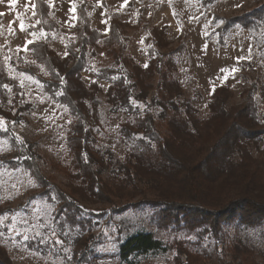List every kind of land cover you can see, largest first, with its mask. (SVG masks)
I'll return each instance as SVG.
<instances>
[{
  "label": "trees",
  "instance_id": "trees-1",
  "mask_svg": "<svg viewBox=\"0 0 264 264\" xmlns=\"http://www.w3.org/2000/svg\"><path fill=\"white\" fill-rule=\"evenodd\" d=\"M213 1L203 0L205 4ZM44 7L43 2L37 4V29L50 32L55 26ZM262 14L263 8L228 17L222 30L237 23L258 28ZM78 20V41L68 45L65 58L38 41L28 46L33 59L19 70L34 78L51 100L67 108L72 119L66 131L65 164L59 163L58 168L79 183L68 191L51 184L40 176L31 154L16 153L6 161L15 169L24 165L46 186L40 195L50 204L51 219L58 236L71 248L72 259L77 260L83 251L87 263L91 262L100 241L99 223L96 214L85 207L87 201L119 208L155 204L158 210L153 221L177 234V254L170 264H264V248L258 249L242 236L256 230L264 238V151L259 148L264 117L258 113L253 91L246 89L243 102L233 105L229 89L221 86L212 96L208 114L202 116L175 75L179 48L160 50L162 37L153 31L151 59L143 67L126 54L127 38L119 23L113 21L103 34L91 26L88 16L81 13ZM100 43L113 60L95 72L108 83L104 94L96 81L86 85L82 78L83 71L92 69L88 57L96 56ZM258 86L264 97V77L256 78L254 87ZM28 104L19 78L0 54V116L10 123L26 122ZM105 110L121 118L122 157L99 143ZM5 136L17 143L12 130ZM233 224L241 227L234 234L226 228ZM205 236H212L213 243L204 244ZM172 247L140 226L119 242V264L165 256ZM0 264H12L1 246Z\"/></svg>",
  "mask_w": 264,
  "mask_h": 264
},
{
  "label": "rangeland",
  "instance_id": "rangeland-1",
  "mask_svg": "<svg viewBox=\"0 0 264 264\" xmlns=\"http://www.w3.org/2000/svg\"><path fill=\"white\" fill-rule=\"evenodd\" d=\"M42 2L55 28L50 32L43 30L47 33L46 37L39 36L41 30L37 26L21 31V22L26 27L36 25L39 20L38 8L36 7L37 14L33 16L31 3L37 5ZM52 2L54 8L48 6L49 0H17L15 7H12L10 0H0V13H4L0 16V54L10 72L19 78L24 88L25 101L30 106L26 122L10 123L3 117L7 122V131L12 130L17 139L16 144L5 136L7 131L0 130V211L5 210L0 217H6L0 221V246L7 251L12 264H119V242L128 232L146 226L173 247L165 256L142 258L139 264H170L177 254V234L153 221L152 216L158 209L152 203L119 208L107 202L86 201L85 207L96 214L94 218L99 223L97 233L100 240L89 263L85 252L78 253L77 260L74 261L71 248L64 241L62 244L56 243L61 238L55 222L51 219L52 208L40 195L46 186L39 184L30 175L31 170L24 165L15 169L6 161L16 153L23 154L24 157L31 154L34 156L31 161L38 167L39 175L68 191L79 182L71 180L58 165L65 159L66 131L72 118L65 106L51 100L34 78L19 70L33 59L30 50L25 52L22 49L26 40H34L35 43L44 41L49 49L65 58L68 45L78 41V18L82 13L86 18L88 16L91 26L103 34L109 32L113 21L119 23L120 30L124 31L127 38L126 54L135 63L145 67L151 59L149 45L151 33L155 31L162 37L163 47L160 50L179 48L181 55L175 75L185 96L200 110L202 116L209 112V104L214 94L212 87L215 86L216 90L224 86L231 93L230 103L233 105L241 104L246 89H251L262 118L264 97L261 87L255 88L254 82L256 78L264 77V0H216L208 4L203 0H127L126 4L125 0ZM73 5L75 12L71 11ZM262 8L263 14L258 28H245L237 23L226 31L222 30L226 18ZM32 31H36L38 35L32 37ZM5 57L11 59L6 60ZM238 57L243 59L237 60ZM88 59L92 69L83 71L82 78L86 85L96 81L104 94L108 83L100 80L95 72L111 64L113 60L103 43L97 47L96 56L91 58L89 55ZM232 68L238 71L229 75L225 82V73L221 69ZM104 114V126L97 135L99 143L122 157L125 148L118 134L121 118L107 110ZM259 145L264 151V139ZM137 199L138 196L132 202ZM226 228L232 234L241 229L234 224L226 225ZM53 230L56 232L55 236L52 235ZM242 236L258 249L264 248V245L260 246L264 244V238L256 230H249ZM190 238L197 239L196 236ZM211 238L212 236H205L204 244L213 243L214 239ZM36 244L42 245L48 251L44 252V248L39 249ZM101 248L104 250L101 251ZM75 249L81 250L79 247Z\"/></svg>",
  "mask_w": 264,
  "mask_h": 264
},
{
  "label": "snow or ice",
  "instance_id": "snow-or-ice-1",
  "mask_svg": "<svg viewBox=\"0 0 264 264\" xmlns=\"http://www.w3.org/2000/svg\"><path fill=\"white\" fill-rule=\"evenodd\" d=\"M16 2H17V0H10V6L15 7ZM126 3H127V0H125V4H126ZM48 6H49V7H53V8L55 7V5H54V3L52 2V0H49V5H48ZM36 7H37V5H36L35 3H31V8H32V10H33V11H32L33 16H35V15L37 14V13H36ZM27 10H28V5L26 4V6H25V11H27ZM71 11H72V12H75V5L72 6ZM3 15H4V13H0V16H3ZM18 19H19V16H18ZM105 23H106V21H105ZM39 24H40V21L37 20V21H36V25H28V26L26 27L25 24H24L23 22H21L20 25H19V27H20V30H21V31H27L28 28H34V27H36V26L39 25ZM37 35H38V33H37L36 31H32V32H31V36H32V37H36ZM39 36H41V37H46V36H47V33L44 32L43 30H41L40 33H39ZM33 43H35L34 40H26L25 45H24L22 51H25V52H26V51H29L28 45L33 44ZM65 55H67V53H65ZM5 59H6V60H10L11 57H5ZM240 59H243V57H238V58H237V60H240ZM144 66L147 67L148 65L145 64ZM221 71L225 73V75H224V77H223V80L226 82L227 79H228V77H229V75L234 74L236 71H238V69H236V68H232V69H230V70H229V69H221ZM29 79H31V78L29 77ZM3 87H4L5 89H8V91H11V89L9 88V86H8L7 84L3 85ZM212 92H213V93L215 92V86L212 87ZM61 94H62V93H61ZM134 103H135V102H134ZM140 107H143V105H140ZM12 123H15V121H13ZM0 130H3V131H5V132L7 131V122L4 120L3 117H0ZM4 219H6V217H0V221H2V220H4ZM64 234L67 235L66 232H65ZM52 235H53V236L56 235L55 230H53ZM24 238H25V239H28L27 236H25ZM56 243H61V244H62L63 241L57 239V240H56ZM100 250L103 251L104 249L101 248ZM65 251H69V250H68V249H65Z\"/></svg>",
  "mask_w": 264,
  "mask_h": 264
}]
</instances>
